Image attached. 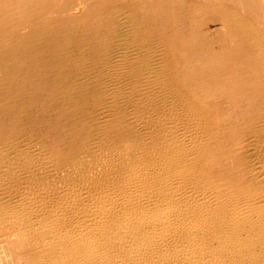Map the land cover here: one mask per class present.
Returning <instances> with one entry per match:
<instances>
[{"label":"bare ground","instance_id":"6f19581e","mask_svg":"<svg viewBox=\"0 0 264 264\" xmlns=\"http://www.w3.org/2000/svg\"><path fill=\"white\" fill-rule=\"evenodd\" d=\"M0 264H264V0H0Z\"/></svg>","mask_w":264,"mask_h":264}]
</instances>
